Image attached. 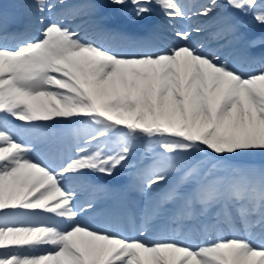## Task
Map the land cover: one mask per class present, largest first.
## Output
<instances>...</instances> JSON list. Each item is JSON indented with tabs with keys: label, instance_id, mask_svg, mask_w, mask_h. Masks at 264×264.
<instances>
[{
	"label": "snow or ice",
	"instance_id": "obj_1",
	"mask_svg": "<svg viewBox=\"0 0 264 264\" xmlns=\"http://www.w3.org/2000/svg\"><path fill=\"white\" fill-rule=\"evenodd\" d=\"M211 3L196 15L209 16ZM226 3L264 26V0ZM109 4L131 6L134 21L147 20L154 7L169 20L191 18L180 0ZM35 6L44 25L39 34L16 47L0 45V114L24 122L17 130L0 119V264H264V167L231 163L264 154V67L245 75L221 54L205 52L191 42L200 28L176 31L181 43L163 51L121 55L81 39L62 20L46 21L43 14L57 8L52 0ZM87 7L95 16L100 5ZM6 24L0 12V29ZM58 118L87 130L80 136L77 129L82 142L57 165L34 155L31 137ZM140 138L162 150L140 173L146 192L175 173L167 199L182 205L179 218L203 209L228 220L235 211L258 232L195 245L129 239L85 224L93 204H79L74 184L88 173L113 176ZM198 153L214 158L210 167L193 159Z\"/></svg>",
	"mask_w": 264,
	"mask_h": 264
},
{
	"label": "bare ground",
	"instance_id": "obj_2",
	"mask_svg": "<svg viewBox=\"0 0 264 264\" xmlns=\"http://www.w3.org/2000/svg\"><path fill=\"white\" fill-rule=\"evenodd\" d=\"M89 3H94L92 0H89ZM88 3V4H89ZM96 4V3H95ZM101 10H103V8H99V11H98V13H97V15L99 14V12L101 11ZM107 10H109V8L107 9ZM220 17H221V19L223 20L224 18H225V16L223 15V14H221L220 15ZM91 19V18H90ZM115 20H116V18H115ZM127 24V23H126ZM122 36H120V42L124 39V38H121ZM130 38H132V36H129ZM137 39H140V38H137ZM130 40V39H129ZM125 44H127V45H130L131 44V42L130 41H128V40H126L125 42H124ZM68 122H69V119L66 121V123H63L62 124V121H57L55 124H53L52 126H51V128H52V133L55 131V130H57V131H61L62 133H64V131L69 127H67V128H65V127H63L62 128V126H60V125H68ZM10 128H12V129H17L16 127H10ZM77 129H79V134H80V136L83 134L84 135V133H85V131L87 130V125H85V129H81V126H80V128H77L76 126H72V127H69V131L68 132H71V133H74V134H77ZM45 138H47V137H45ZM93 147H94V145H93ZM110 213V212H109ZM133 227V226H132ZM134 228V227H133Z\"/></svg>",
	"mask_w": 264,
	"mask_h": 264
},
{
	"label": "rangeland",
	"instance_id": "obj_3",
	"mask_svg": "<svg viewBox=\"0 0 264 264\" xmlns=\"http://www.w3.org/2000/svg\"><path fill=\"white\" fill-rule=\"evenodd\" d=\"M211 6H212V3L210 2V5L208 7H211ZM215 8H216V5H215L214 9ZM116 12H119V8L116 9ZM121 14L123 15V13H121ZM244 155H247V154H244ZM249 155H250L251 159H263L264 160V154H261L259 152H255V153H252ZM241 157L244 158L243 155Z\"/></svg>",
	"mask_w": 264,
	"mask_h": 264
}]
</instances>
